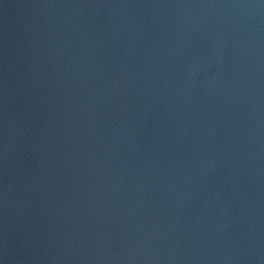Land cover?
I'll list each match as a JSON object with an SVG mask.
<instances>
[{
	"label": "water",
	"instance_id": "water-1",
	"mask_svg": "<svg viewBox=\"0 0 264 264\" xmlns=\"http://www.w3.org/2000/svg\"><path fill=\"white\" fill-rule=\"evenodd\" d=\"M0 264H264V0H0Z\"/></svg>",
	"mask_w": 264,
	"mask_h": 264
}]
</instances>
